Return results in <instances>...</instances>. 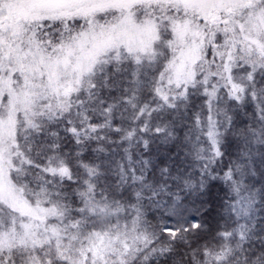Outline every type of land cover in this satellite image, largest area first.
Wrapping results in <instances>:
<instances>
[{
  "label": "snow or ice",
  "instance_id": "6c2138e0",
  "mask_svg": "<svg viewBox=\"0 0 264 264\" xmlns=\"http://www.w3.org/2000/svg\"><path fill=\"white\" fill-rule=\"evenodd\" d=\"M0 264H264V0H0Z\"/></svg>",
  "mask_w": 264,
  "mask_h": 264
}]
</instances>
